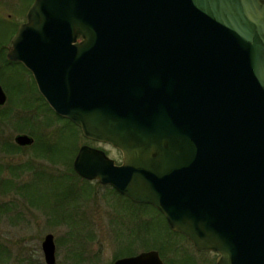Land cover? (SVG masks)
<instances>
[{"label": "water", "instance_id": "95a60500", "mask_svg": "<svg viewBox=\"0 0 264 264\" xmlns=\"http://www.w3.org/2000/svg\"><path fill=\"white\" fill-rule=\"evenodd\" d=\"M7 59L122 152L82 145L80 176L153 205L216 264H264V0H34ZM42 248L57 264L54 234ZM114 264L165 262L149 250Z\"/></svg>", "mask_w": 264, "mask_h": 264}, {"label": "rangeland", "instance_id": "374dc122", "mask_svg": "<svg viewBox=\"0 0 264 264\" xmlns=\"http://www.w3.org/2000/svg\"><path fill=\"white\" fill-rule=\"evenodd\" d=\"M30 1L0 0V83L8 94L0 106V264H46L42 242L48 233L55 236L57 264H114L122 257L160 251L162 245L165 264H182L188 257L194 264H216L218 254L197 251L182 236L169 238L165 219L155 207L135 203L112 186L75 171L74 159L84 144L103 149L118 164L122 152L86 139L80 128L74 131L41 99L32 74L7 59ZM19 133L31 135L34 143L19 145V151L9 147L6 141L16 145ZM72 134L77 135L75 142ZM67 145L73 148L69 157L57 153L55 147ZM52 148L56 151L51 153ZM29 162L33 170L26 167ZM6 178L15 184L7 186L2 182ZM27 183L30 199L18 191Z\"/></svg>", "mask_w": 264, "mask_h": 264}, {"label": "trees", "instance_id": "16d2710c", "mask_svg": "<svg viewBox=\"0 0 264 264\" xmlns=\"http://www.w3.org/2000/svg\"><path fill=\"white\" fill-rule=\"evenodd\" d=\"M33 1L34 0H31L30 1V4H29V7H30V5L33 3ZM17 30V29H16ZM16 32V31H15ZM11 34V33H10ZM11 37V36H10ZM10 37H7V38H9L10 39ZM3 59H5L6 60V62H8L7 61V59H6V57H5V55H3ZM2 62V61H1ZM4 62V61H3ZM10 62V61H9ZM8 62V63H9ZM2 64V63H1ZM14 78V77H13ZM35 82V81H34ZM36 84V83H35ZM41 99L43 100V101H45V103L47 104V102H46V100H45V98L41 95ZM61 117V116H60ZM64 118V117H63ZM0 119H2V118H0ZM66 120L70 123V124H72V126H73V128H74V131H75V129L76 130H78L79 131V127L76 125V124H74L72 121H70L69 119H67L66 118ZM2 124V123H1ZM18 127H19V123H18ZM1 130H2V128H1ZM73 135V134H72ZM77 136V135H76ZM75 136V137H76ZM73 138H74V142L76 141V138L74 137V135L72 136ZM9 140L8 141H6V144L9 146V147H14L16 150H21V147L19 146V145H15V144H13L12 142H9ZM12 144V145H11ZM45 144V146H49V147H51L50 146V143L49 142H47V143H44ZM63 146H65V145H63ZM56 149H58V151H57V153L58 154H62V156H64V157H69V153H71L72 151H71V149H73V148H71L69 145H67L66 147H55ZM53 151H56L54 148H52V150L50 149V152L52 153ZM9 152H12V150H9ZM50 153V154H51ZM56 153V155H58ZM50 154H48L49 156H50ZM26 165V167H29L28 169H31V170H33V168H31L33 165L29 162L28 164H25ZM1 172H2V166H0V174H1ZM17 171H13V173L15 174ZM2 181V180H1ZM3 183H7V186H9V187H12L13 186V183L15 184V182L13 181V179H9V178H6V180H4V181H2ZM28 186H29V183H27V184H23L20 188H18V191L23 195V196H26L28 199H30V196H28ZM123 196H125V195H123ZM127 197V196H126ZM129 200H131L130 198H128ZM132 201V200H131ZM134 202V201H133ZM32 204H34L33 202H31ZM136 203V202H135ZM141 204V203H140ZM149 205V204H148ZM152 206V205H151ZM154 207V206H153ZM156 209V208H155ZM159 211V210H158ZM159 213L164 217V219H165V222H166V231H167V233H168V236H169V238H171L172 237V235H177V236H182V237H185L183 234H181V233H178V232H175V231H173V230H171L170 229V227L168 226V223H167V220H166V218H165V216L159 211ZM186 238V237H185ZM159 248V250L162 252V253H164L163 252V249H164V245H162V246H158ZM130 252H132V251H130ZM182 264H194V259L192 258V257H188V258H184L183 260H182Z\"/></svg>", "mask_w": 264, "mask_h": 264}, {"label": "flooded vegetation", "instance_id": "af4514ba", "mask_svg": "<svg viewBox=\"0 0 264 264\" xmlns=\"http://www.w3.org/2000/svg\"><path fill=\"white\" fill-rule=\"evenodd\" d=\"M16 63V62H15Z\"/></svg>", "mask_w": 264, "mask_h": 264}]
</instances>
